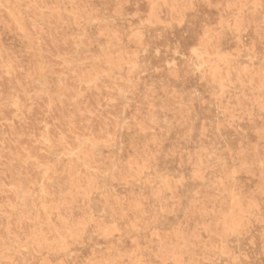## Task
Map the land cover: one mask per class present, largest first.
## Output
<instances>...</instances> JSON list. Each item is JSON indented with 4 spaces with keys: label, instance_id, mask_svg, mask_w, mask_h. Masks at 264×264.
Instances as JSON below:
<instances>
[{
    "label": "rangeland",
    "instance_id": "1",
    "mask_svg": "<svg viewBox=\"0 0 264 264\" xmlns=\"http://www.w3.org/2000/svg\"><path fill=\"white\" fill-rule=\"evenodd\" d=\"M0 264H264V0H0Z\"/></svg>",
    "mask_w": 264,
    "mask_h": 264
}]
</instances>
